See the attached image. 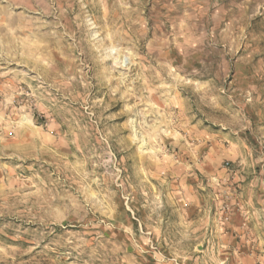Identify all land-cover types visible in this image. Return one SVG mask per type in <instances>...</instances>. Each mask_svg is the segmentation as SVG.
Wrapping results in <instances>:
<instances>
[{"label":"rangeland","instance_id":"obj_1","mask_svg":"<svg viewBox=\"0 0 264 264\" xmlns=\"http://www.w3.org/2000/svg\"><path fill=\"white\" fill-rule=\"evenodd\" d=\"M0 264H264V0H0Z\"/></svg>","mask_w":264,"mask_h":264}]
</instances>
